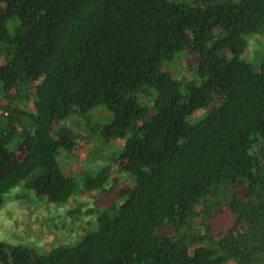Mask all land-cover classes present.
Returning a JSON list of instances; mask_svg holds the SVG:
<instances>
[{
    "label": "trees",
    "instance_id": "16d2710c",
    "mask_svg": "<svg viewBox=\"0 0 264 264\" xmlns=\"http://www.w3.org/2000/svg\"><path fill=\"white\" fill-rule=\"evenodd\" d=\"M182 51L196 80L161 70ZM97 108L88 136L66 123ZM96 138L122 147L67 174ZM19 185L104 198L75 244L0 242V264H264V0H0V209Z\"/></svg>",
    "mask_w": 264,
    "mask_h": 264
},
{
    "label": "rangeland",
    "instance_id": "374dc122",
    "mask_svg": "<svg viewBox=\"0 0 264 264\" xmlns=\"http://www.w3.org/2000/svg\"><path fill=\"white\" fill-rule=\"evenodd\" d=\"M257 41L258 38H255L251 42V48H255L256 45L254 44ZM196 63L197 56L195 54L189 51H182L172 61L163 62L161 70L170 73L180 81L181 79L196 80ZM4 101L8 104L18 105L17 100L13 96L7 97ZM87 117L90 125L98 122L103 123L104 121L110 122V116L106 110L97 108L87 115L70 118L66 123L71 129L81 131L83 135L88 136L85 125ZM93 141L96 143H94L92 148L94 152H90L91 147L87 141L85 146L79 150L77 157L63 156V166L67 174L74 173L80 169L85 173L89 172L92 174L93 168H96V166L100 167L108 160L107 156H99L94 163L96 155L104 150H109V155L112 153V155L116 156L122 147L120 142H114L104 149L97 138ZM82 143H84V140H82ZM89 152L90 154L93 153L87 156ZM22 154V150L17 151L18 156H22ZM115 168L119 169L117 164ZM113 177L116 178L114 189H117V193L123 184L125 186L128 185L124 181L126 176L122 177L121 174H114ZM98 197L104 198V196H97V194L91 193L90 195L82 194L75 197L69 205L48 204L43 198L34 197L31 192L19 185L11 192V195L4 197V204L0 209V242H4L9 246H21L32 249L38 251L39 254L57 244H75L84 234L92 230L89 226H85V224H91L94 221L93 217L88 215L86 211L93 208V204ZM119 202L118 195L112 199V204H118ZM75 210H80L81 213H75V215L70 216L69 212H74ZM230 223L231 220L227 214L219 215L215 222L216 230L225 231Z\"/></svg>",
    "mask_w": 264,
    "mask_h": 264
}]
</instances>
